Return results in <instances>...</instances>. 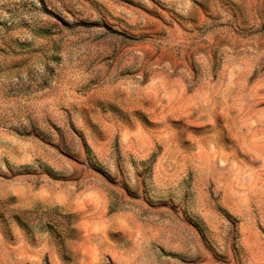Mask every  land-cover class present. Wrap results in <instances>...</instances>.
Wrapping results in <instances>:
<instances>
[{
  "label": "rangeland",
  "instance_id": "obj_1",
  "mask_svg": "<svg viewBox=\"0 0 264 264\" xmlns=\"http://www.w3.org/2000/svg\"><path fill=\"white\" fill-rule=\"evenodd\" d=\"M0 264H264V0H0Z\"/></svg>",
  "mask_w": 264,
  "mask_h": 264
}]
</instances>
